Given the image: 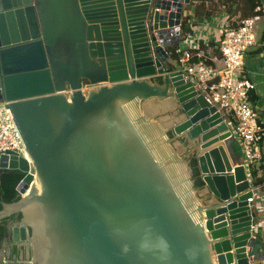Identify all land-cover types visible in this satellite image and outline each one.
<instances>
[{"label": "water", "instance_id": "1", "mask_svg": "<svg viewBox=\"0 0 264 264\" xmlns=\"http://www.w3.org/2000/svg\"><path fill=\"white\" fill-rule=\"evenodd\" d=\"M190 0H0L1 264H260L232 124L165 48ZM23 175V176H22ZM20 194L16 199V181Z\"/></svg>", "mask_w": 264, "mask_h": 264}, {"label": "built area", "instance_id": "2", "mask_svg": "<svg viewBox=\"0 0 264 264\" xmlns=\"http://www.w3.org/2000/svg\"><path fill=\"white\" fill-rule=\"evenodd\" d=\"M261 5L253 13L243 16L236 24L222 28L219 50L221 64H213L199 57L189 48H178V62L186 79L192 80L210 104L232 115L234 132L239 137L243 150V165L248 167L261 158L260 143L264 137V122L250 102L253 81L241 75L245 51L256 42L255 21ZM180 36V34H179ZM0 100V153L9 151L28 159L20 132L15 125L10 107ZM230 121V122H231ZM247 201L253 203L257 197L264 204V190L255 184Z\"/></svg>", "mask_w": 264, "mask_h": 264}, {"label": "crops", "instance_id": "3", "mask_svg": "<svg viewBox=\"0 0 264 264\" xmlns=\"http://www.w3.org/2000/svg\"><path fill=\"white\" fill-rule=\"evenodd\" d=\"M209 11L207 13L206 11ZM254 12V11H253ZM252 13L250 2L247 0H190L183 5L180 27L182 21L188 27V31L180 28V40L178 43L168 45L165 48L173 46L178 48H189L195 56L202 57L213 64H221V53L219 43L221 39L222 28L225 25L236 24L243 16ZM183 31H182V30ZM256 42L250 46L244 53V64L241 75L249 77L254 88L250 91V102L258 111L260 119L264 122V6L259 11L255 21ZM170 53V51L168 50ZM171 62L179 67L177 56L170 53ZM225 118L230 122L231 114L226 112ZM232 124V139L228 141V155L233 164L243 162V150L239 137L234 132V122ZM261 158L254 161L248 169L245 167L247 177L255 184L262 186L264 190V137L260 143ZM257 179H260L257 181ZM262 181V182H260ZM264 194V192H263ZM259 209V229L262 236L258 257L260 264H264V204L257 197L253 202Z\"/></svg>", "mask_w": 264, "mask_h": 264}, {"label": "flooded vegetation", "instance_id": "4", "mask_svg": "<svg viewBox=\"0 0 264 264\" xmlns=\"http://www.w3.org/2000/svg\"><path fill=\"white\" fill-rule=\"evenodd\" d=\"M17 219L18 217L12 214V216L5 221L6 231L0 237V251H3V256L7 257L8 255V257L5 258L6 262L14 263L25 259V250H19L17 246L12 243L10 231L7 229L8 223L16 221Z\"/></svg>", "mask_w": 264, "mask_h": 264}, {"label": "trees", "instance_id": "5", "mask_svg": "<svg viewBox=\"0 0 264 264\" xmlns=\"http://www.w3.org/2000/svg\"><path fill=\"white\" fill-rule=\"evenodd\" d=\"M247 1H249L250 2V6H251V8H252V13H253V9H254V7L256 6V5H261V6H264V0H247ZM207 13H209V11L207 10L206 11ZM252 13H250V14H252ZM181 28L184 30V31H188L189 29H188V27H187V25L185 24V20L184 21H182V26H181ZM181 29V30H182ZM182 30V31H183ZM177 47H175V46H173V47H171V48H168V50L170 51V53H173L174 54V56L176 55L177 57H178V51L176 50L175 51V49H176ZM194 59H198L199 57H197V56H195L194 55V57H193ZM178 60V59H177ZM231 117H232V115H231ZM232 119H233V117H232ZM231 119V120H232ZM0 170H3V171H12V172H19V173H23V175H24V172H22L21 170H19V169H17V168H3V167H0ZM22 175V176H23ZM22 176L16 181V193L15 194H13L12 195V199H16L17 197H19L20 196V194H19V192H18V190H17V184H18V182L20 181V179L22 178ZM258 180H260V179H257V181ZM260 182H262V181H260ZM13 215H15V216H17V217H19L20 216V214H18V215H16V214H13ZM12 215H10V216H7V217H4V218H2L1 220H0V237H1V235L3 234V233H5V229H6V226H5V221L9 218V217H11Z\"/></svg>", "mask_w": 264, "mask_h": 264}, {"label": "rangeland", "instance_id": "6", "mask_svg": "<svg viewBox=\"0 0 264 264\" xmlns=\"http://www.w3.org/2000/svg\"><path fill=\"white\" fill-rule=\"evenodd\" d=\"M245 1V0H244ZM180 68V67H179ZM253 165V164H252Z\"/></svg>", "mask_w": 264, "mask_h": 264}]
</instances>
